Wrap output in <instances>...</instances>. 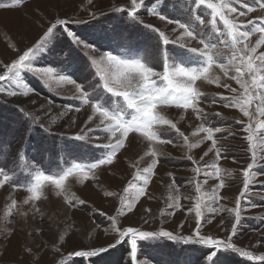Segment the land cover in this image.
Here are the masks:
<instances>
[{
  "label": "rangeland",
  "instance_id": "rangeland-1",
  "mask_svg": "<svg viewBox=\"0 0 264 264\" xmlns=\"http://www.w3.org/2000/svg\"><path fill=\"white\" fill-rule=\"evenodd\" d=\"M186 3L187 0H181ZM228 3L229 0H222ZM238 10H245L239 0H231ZM149 7H155L154 0H147ZM164 13L172 18L185 20L197 28L199 20L189 16L179 6L171 7L173 0H163ZM128 4V0H23L17 8L0 9V74L4 72V65L17 59L28 48L32 47L48 26L47 21L57 15L59 18H74L88 23H70L69 28L79 33L89 42H94L99 47L106 45L105 31L120 29L127 26V21L121 19L122 14L113 11L114 7H122ZM247 5H255V0H246ZM98 14L97 20H91L89 13ZM103 13V15H100ZM200 16L210 19L206 11ZM264 16V9L258 6L245 16L232 14L237 24L246 25L249 20H258ZM146 23H150L165 31L170 39H175L182 30H172L176 27L160 21L156 17L145 14L142 17ZM141 31H146L141 29ZM147 35H152L147 33ZM260 33H254L248 40L237 47L247 44L249 48L255 46ZM67 38L57 36V43L51 51L37 53L34 57L35 64L41 69L47 66L55 67L52 77L45 76L43 72H28L21 74V79L31 91L27 96L23 90L16 89L14 82H0V87L18 91L17 96H8L7 91L0 92V163L15 173L18 182H26L28 168L21 159L15 168H12V157L16 156L17 150L26 151L29 167L32 166L33 158L41 159L42 149L47 147L50 152L43 158L45 167L52 166V171L58 169L55 165L63 166L66 159L71 162V157H79L82 162L92 160L93 154L99 155L103 149L93 146L94 143L106 142V137L99 141L82 142L71 139L79 134L83 128L87 116L91 114L90 106L82 107L80 112L70 111L66 106L78 105L75 99L74 85L67 84L58 78L62 73L74 77L77 81H83L85 86L94 84L91 73L86 71L89 64L91 49L73 48L71 60H65L63 53L69 48ZM193 46L201 47L195 44ZM172 47V45H169ZM183 52V49H178ZM221 51H227L221 49ZM264 52V45L257 49V53ZM101 52H95L99 57ZM95 72V68L91 70ZM234 72V69H229ZM212 72L219 77L223 84L233 93L223 87H217L206 81H198V86L205 98L239 97L243 89L235 80L228 79L219 68H213ZM98 79V78H97ZM91 90V88L89 89ZM253 101L249 107L250 117H245L238 108L224 107L223 103H202L200 107L207 121L212 126H221L222 132L217 134V145L220 148V159L215 152H209L204 156L210 146L209 141L203 142L199 148L189 150L178 142L172 144L157 145L161 163L157 166L156 173L150 180L148 194L137 202L133 212L117 216L120 228L133 226L141 230L159 231L161 228L173 232L177 236L190 235L195 230V213L187 212L194 209L197 196H206L223 182L225 187L219 190L222 197L217 206L224 209L234 208L236 197L243 188V170L253 163L257 172H264V159L252 160V151L257 154L264 152V129H258L257 125L264 122V117L258 115L257 104ZM39 114L41 122H46L50 135L37 132L30 140H25L23 132L19 128L21 112L19 109ZM162 112L169 119L179 120V127L185 135L189 136L192 143L201 139V136H192L200 121L189 111L184 113L175 107H166ZM47 113V115H45ZM63 113V115H60ZM219 113V116L216 114ZM181 117H184L181 119ZM75 123H71L72 121ZM239 122V123H238ZM252 125L254 133L250 149L249 142L245 139L248 132L243 130L247 125ZM91 127L92 125H88ZM174 137L175 133H171ZM131 147L121 150L113 165H104L96 169V179L86 181L84 185L72 184L71 194L85 201L78 209H70L62 198H56L51 190L47 191V199L42 198L38 204L39 211L24 205L23 199L26 192L22 189L15 191L10 185L0 187V264H57L61 258L75 260L76 264H130L129 246L126 243L110 248L106 253L93 258L69 257V253L75 250H93L99 247H107L115 243L116 236L110 232L109 216L116 215V209L120 206L119 196H106V192H114L126 196L134 195V189L129 188V193H123V189L129 184L135 185L134 174L136 168L132 167L133 160L143 154L144 141L137 134H130ZM21 142L24 147H21ZM10 145V149L8 148ZM198 161L200 166L216 164L222 169L219 179L215 176L204 182L202 175L197 176L193 171L192 160ZM203 157V159H201ZM148 158L139 165L143 168L147 165ZM214 171V169H209ZM201 181V191L196 192L195 181ZM250 191L247 199L255 207L247 208L239 225L234 240L238 247L250 251L253 255H264V174L253 176L250 180ZM173 198H179L181 207L173 209L170 205ZM17 202L18 210L13 212L9 219L8 212L11 202ZM149 209L150 211H145ZM174 214L168 215L167 213ZM27 213V215H23ZM104 213L105 215H101ZM161 213H164L162 215ZM210 215V214H209ZM211 218V223L202 221L201 233L218 239H226L234 221L232 214L227 211L220 212ZM225 222L221 224V220ZM43 221V222H42ZM147 221V223H145ZM66 241V243H65ZM59 248L60 252L55 249ZM139 264H206L204 253L208 251L202 246L184 244L180 241H168L166 239L140 241L138 245ZM31 251V255L28 251ZM217 264H264L262 261H248L238 254L220 251L216 257Z\"/></svg>",
  "mask_w": 264,
  "mask_h": 264
},
{
  "label": "snow or ice",
  "instance_id": "snow-or-ice-1",
  "mask_svg": "<svg viewBox=\"0 0 264 264\" xmlns=\"http://www.w3.org/2000/svg\"><path fill=\"white\" fill-rule=\"evenodd\" d=\"M239 2L242 7H246V11L238 10L231 0L228 3L222 0H187L186 3L173 0L171 5L173 9L179 6L189 16H194L199 20L201 27L197 28L185 20L166 15L163 10V0H154L155 7H149L147 0H128L126 6L113 9L114 12L122 14L120 18L127 21V26L106 30L107 43L104 47L85 40L78 32L69 28L70 23L80 24L88 23V21L59 18L57 15L47 21L48 26L32 47L19 54L17 59L4 65V72L0 74V82H14L16 89L23 90V95L27 96L31 90L26 87L21 74L25 71H42L45 76L52 77L56 71L55 67L47 66L41 69L35 64L34 57L37 53L51 51L57 43L58 35L61 38H67L70 42L69 48L63 53L65 60H71L73 48L83 46L85 49L92 50L88 56L90 62L86 71L93 76L94 84L85 86L83 81H77L74 77L63 74L62 69L58 78L75 87V99L78 105H68L66 106L68 110L78 113L84 106H90L91 109V114L84 122L85 126L80 129L79 134L70 138L82 142L80 146H83V142L99 141L106 137V142L93 144L95 148L103 149V151L99 155L93 154L89 162H82L79 157L75 156L71 157V162L66 159L63 166L55 165L58 170L53 172L51 165L45 167L42 163L44 156L50 152L47 147L42 149L40 160L33 158L31 167L27 163L26 151L22 152L18 149L16 156L12 157V168H15L17 163L23 159L25 167L28 168L26 182H18L15 179V173L0 163V187L10 185L14 191L24 190L27 195L22 203L31 205L33 210L39 211L38 204L42 198H48V190H51L56 198H62L70 209L83 206L84 200L75 197L74 194L70 195L72 184L84 185L86 181L96 179V169L104 165H113L118 153L122 154L121 150L127 151L131 147L130 134H137L145 142L143 154L134 159L132 163V167L136 168L134 177L138 183L129 184L123 189V193L127 194L129 188L132 187L134 195L126 196L111 191L105 193L109 197L119 196L120 206L116 209V215L108 217L110 232L116 236L115 243L93 250H75L69 253V257L93 258L106 253L110 248L126 243L129 246L130 264H139V242L163 238L168 241H180L186 245L204 247L208 250L203 257L206 264H217L216 257L220 251L238 254L248 261L264 262V255H253L250 251L238 247L234 240L244 218L242 213L247 208L256 206L250 201L245 203L246 194L251 190L250 180L253 176L264 174V172L255 171L253 163L243 170V188L236 197L234 208L224 209L223 206H217L222 198L218 194L219 190L225 187L223 182L218 183L206 198L197 196L194 209L186 210L189 213L194 210L195 213L196 227L190 235L177 236L163 228L159 231L141 230L133 226L120 228L117 220V216L133 212L141 197L148 194L150 180L161 163L157 145L177 146L178 142H182L183 146L191 152L199 148L203 142L209 141L211 143L204 152V156H207L209 152H215L217 159L221 158L220 148L222 146L217 145V134L222 132V127L208 123L200 107L202 103L222 102L224 107L238 108L245 117L251 118L249 107L253 101H259L256 106L258 115L264 117V52L257 53V49L264 45V16L259 17L258 20H249L246 25L237 24L232 18L233 13H237L238 16L247 15L248 12L254 10L255 6L264 9V0H255V5H247L246 0H239ZM22 3L23 0H0V9L17 8ZM202 11L208 12L210 19L201 17ZM145 12L148 16L156 17L169 25L174 24L176 27L172 30L173 32L177 29L182 31L175 39H170L165 31L144 21L142 17ZM89 16L91 20L99 18L95 12H90ZM141 29L146 31H141ZM257 32L260 36L255 46L249 48L247 44H244L243 47H237ZM147 33L152 35L149 36ZM193 42L201 47L193 46ZM178 49L184 51L181 52ZM221 49L227 51H221ZM97 51L101 52L99 57L95 56ZM93 68L95 72L91 71ZM213 68H219L228 79L235 80L243 89V93L239 97L221 95L219 100L214 97L206 99L198 86V81H206L233 93L236 92V89L229 88L213 74ZM230 68L235 71H229ZM3 91H7L8 96L18 95L17 90L0 87V92ZM166 107H175L184 113L190 111L200 121L199 126L191 132V135L201 136V139L195 143L190 142L189 136L181 131L179 120L174 121L163 114L162 109ZM19 111L21 112L19 128L25 140H30L37 132L50 135L46 122H41L38 113L34 115L24 107H21ZM216 115L219 116V113ZM257 128L264 129V122L258 124ZM243 130L248 132L245 139L249 142L250 149L254 148L252 125H247ZM171 133H175V136L173 137ZM0 146H3L2 142ZM21 147H24L23 142H21ZM8 148L10 149V145ZM146 158H148L147 165L140 168V163ZM187 158L192 160L190 155ZM258 158L264 159V152L257 154L252 151L253 162ZM192 163L197 165L193 171L197 176L202 175L204 182L213 176L219 179L222 169L216 164L200 166L195 160H192ZM209 169H214V171ZM195 184L196 192L200 193L201 181L197 179ZM173 199L174 202L170 207L179 209L181 207L179 198ZM15 210H18V206L13 200L8 212L9 219ZM145 211L150 210L145 209ZM224 211L234 217L226 239L202 234L200 231L203 226L202 221L211 223L210 216L214 218L215 215ZM161 214L164 215V213ZM101 215L105 214L101 213ZM224 222L222 219L221 224ZM55 250L60 252L59 248ZM28 254L31 255L30 250ZM57 264H76V261L69 262L61 258ZM88 264H92V261L89 260Z\"/></svg>",
  "mask_w": 264,
  "mask_h": 264
}]
</instances>
